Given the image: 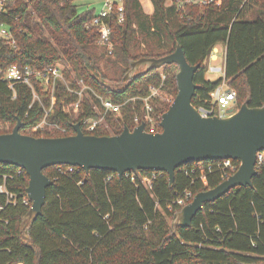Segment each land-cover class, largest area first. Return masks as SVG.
Here are the masks:
<instances>
[{"label":"trees","instance_id":"1","mask_svg":"<svg viewBox=\"0 0 264 264\" xmlns=\"http://www.w3.org/2000/svg\"><path fill=\"white\" fill-rule=\"evenodd\" d=\"M179 1L121 0V22L119 3H113L107 18L115 57L109 75L99 66L107 54L97 44L98 34L91 25L94 10L79 11L77 0H11L0 19L10 25L17 46L0 43L2 68L17 64L44 69L68 63L87 89L80 98L78 86L72 84L68 90L58 83L51 93L34 79L33 89L19 83L13 92L0 79V124L5 126L0 134L11 132L18 120L20 133L35 137L74 134L76 123L86 134H119L124 126L134 128L141 101H128L120 115H105L89 132L83 121L101 116L96 95L120 103L144 97L150 86L159 85L171 100L159 102L156 110L161 116L177 93V65H163V79L160 68L132 81L124 82L123 77L132 61L168 55L177 45L189 64H199L193 106H207L210 92L223 80L205 77L212 49L220 43L224 79L237 93L236 110L246 99L249 107L263 106L264 0H222L220 6L179 5ZM97 45L104 54H97ZM111 81L117 84L111 86ZM79 99L77 112L67 111L64 105ZM43 120L63 131H32ZM159 124L160 119L158 131ZM231 161L238 168L239 161ZM218 162L180 167L172 184L165 172L130 171L118 177L102 169L46 167L43 173L52 184L46 189L41 215L29 227L24 220L31 205L26 195L28 176L23 169L0 163L4 188L0 191V264H264V164L252 177V186L234 187L204 203L189 227L172 222L184 206L177 200L186 192L191 193L188 204L196 193L223 180Z\"/></svg>","mask_w":264,"mask_h":264},{"label":"water","instance_id":"2","mask_svg":"<svg viewBox=\"0 0 264 264\" xmlns=\"http://www.w3.org/2000/svg\"><path fill=\"white\" fill-rule=\"evenodd\" d=\"M173 63L178 67L177 93L161 115L160 131L148 132L140 123L133 129L124 126L119 134L97 136L84 133L76 123L74 134L35 137L20 133L22 122L18 120L11 132L0 134V163L23 169L28 176L26 195L31 205L24 217L28 227L41 215L46 189L52 184L43 169L53 165L113 171L118 177L130 171L165 172L172 184L175 170L187 164L238 160L233 174L196 193L174 214L173 223L181 227L191 225L204 203L215 201L234 187L252 186L257 153L264 150V105L249 107L246 99L225 117L203 116L192 104L199 64H189L180 45L168 55L132 61L123 81Z\"/></svg>","mask_w":264,"mask_h":264},{"label":"built area","instance_id":"3","mask_svg":"<svg viewBox=\"0 0 264 264\" xmlns=\"http://www.w3.org/2000/svg\"><path fill=\"white\" fill-rule=\"evenodd\" d=\"M11 0H0V14L5 13L7 11L8 3ZM181 2L199 4V5H208L212 4L215 6H220L222 0H181L179 1V5ZM114 1L104 0L102 7L97 13H94L91 25L96 28L97 31V44L102 46L107 56H112L113 53V43L110 37V27L107 22V18L110 13L113 11ZM118 12V21L121 22L123 20V7L121 5V1L117 6ZM0 43L3 45L9 46L11 48H16L17 41L14 37V34L10 28V25L5 21L0 19ZM218 48L214 47L212 49V53L210 55V61L217 60ZM208 70L210 72H217L220 74V77L223 79L209 94L207 100V106L199 107V111L205 117L207 116H218L225 117L228 115L230 110H236V97L237 93L235 89L230 87L227 83L224 73L223 67H215L209 66ZM164 77H162L163 79ZM0 79L7 82L9 88L14 92V86L16 84H26L33 89L32 82L34 79L40 80L43 85L47 88L51 89V93H53L56 85L58 83H62L66 86L68 90H70L69 86L65 84L64 78V66L60 63H57L52 66H48L44 69H33L29 66L20 67L17 64H12L7 68H2L0 65ZM79 90L76 91L79 97H82V93L87 89V86L80 79L78 81ZM161 85L159 86H150L148 89V94L144 97H140L141 106H140V114H135L133 118L134 127L138 126L140 123H144L145 130L151 133L157 132V121L161 119L160 114L157 112L156 106L153 104L154 100L160 99V97H165L167 101H171L168 99L164 92L161 89ZM99 99L100 106L102 107V114H100V118L94 119L89 118L83 121V125L86 131H93L96 126L103 121V116L106 114L120 115L122 107L129 101L126 100L120 103H114L110 98H104L99 95H96ZM36 95L34 94V98ZM163 99V98H162ZM164 99V100H165ZM131 101L134 102V99L131 98ZM168 101V102H169ZM54 102V100H52ZM73 109V112H77L80 106V99L73 103L69 104ZM65 107L68 105H64ZM49 111V110H48ZM46 111V114L48 113ZM141 115V116H140ZM219 166L223 169V180L228 176L233 174L237 168L232 163L231 159L219 160ZM264 164V150L257 153L256 159V168L260 167ZM4 188L0 186V191L2 192ZM191 193L186 192L183 197L177 200L179 205H185V202L190 199Z\"/></svg>","mask_w":264,"mask_h":264},{"label":"rangeland","instance_id":"4","mask_svg":"<svg viewBox=\"0 0 264 264\" xmlns=\"http://www.w3.org/2000/svg\"><path fill=\"white\" fill-rule=\"evenodd\" d=\"M96 1H101V0H77L76 3L78 5H84V4H88V3H95ZM111 1L120 3L121 0H111ZM97 8H98L97 10H99L100 6L98 5ZM47 37H48V35H47ZM99 48H100L99 46L95 48V51L97 52V54H100L102 52V50L99 49ZM217 48H218V51H219L218 54H217V60H215V61H210L209 60L206 63L205 77H206V79H209V80H216V79H218L220 77L219 73L210 72L208 70L209 66H215V67H223L224 66V48H223V44L220 43L217 46ZM113 60H115V57H113V56L110 57V56H107L105 54L99 60V66L102 68V70L104 72H107L109 75L113 72V70L111 68V62ZM62 65L64 66V71H65V74H66V75L64 74V78H65V81H66L65 84H67L68 86L74 84L75 87H77L78 86V81L80 80V77L75 75V73L71 70V67H70V65L68 63L67 64L63 63ZM138 70H143V68H139ZM159 73L161 74L162 77H164L162 68L159 69ZM109 84L111 86H115L117 84V82L116 81H111V82H109ZM35 99H38L40 101V99L37 97V95H36ZM132 99H134V101H137V100L140 99V96H135ZM164 99H165V97L162 96V97H160V99L154 100V105L156 106V108L160 106L159 102H168L169 101V100L167 101V99H165V100ZM129 101H131V99H129ZM52 103L53 102H51V105H52ZM168 103H170V101ZM65 108L67 109V111L69 110V111L73 112V109L71 108L70 105L66 106ZM49 109H50V107H49ZM49 109H47V110H49ZM98 109H99L100 114H102L103 112L100 109V107H98ZM102 116H103V119H104L105 115H102ZM104 126L107 127L106 124H104ZM2 128H5V126H2V124H0V129H2ZM37 130H39L41 133H49V134H56V133H60L61 131H63L62 128H60V127H58V126H56L54 124H47L45 122V120L41 121L37 126H35L32 129V131H37ZM169 222L171 223L170 220H169Z\"/></svg>","mask_w":264,"mask_h":264},{"label":"crops","instance_id":"5","mask_svg":"<svg viewBox=\"0 0 264 264\" xmlns=\"http://www.w3.org/2000/svg\"><path fill=\"white\" fill-rule=\"evenodd\" d=\"M103 2H104V0L96 1L95 3H88V4H84V5H79L78 9H79V11H83L86 9H92V10H94V13H97L100 10V8L102 7ZM98 5L100 6L99 10H97ZM223 48H224V45H223Z\"/></svg>","mask_w":264,"mask_h":264}]
</instances>
